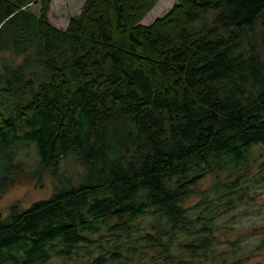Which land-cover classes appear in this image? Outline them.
<instances>
[{"label": "trees", "instance_id": "trees-1", "mask_svg": "<svg viewBox=\"0 0 264 264\" xmlns=\"http://www.w3.org/2000/svg\"><path fill=\"white\" fill-rule=\"evenodd\" d=\"M158 1L85 0L63 29L52 0H0V199L27 172L56 184L0 216V264L249 252L237 225L264 209V0H176L142 24Z\"/></svg>", "mask_w": 264, "mask_h": 264}, {"label": "rangeland", "instance_id": "rangeland-1", "mask_svg": "<svg viewBox=\"0 0 264 264\" xmlns=\"http://www.w3.org/2000/svg\"><path fill=\"white\" fill-rule=\"evenodd\" d=\"M175 2L176 0H159L153 9L144 17L142 24L150 25L157 18L165 16L172 9ZM84 3L85 0H52L51 11L49 13L50 22L59 28L65 29L68 26L70 18L81 12ZM38 6H34L36 13L39 9ZM257 32L258 34L260 33L259 28L254 34H257ZM3 58L8 61L7 59H10L11 56L9 53L0 54V62ZM25 159L29 163L35 160L34 153L29 152ZM63 163L64 168L73 177L80 171V167L72 156H68L65 161L63 160ZM30 178L31 176L27 172L21 178V181L11 187L2 199H0V216H5L9 206L14 202H19L23 207H28L34 201L49 197L53 193L56 184L49 174L44 175L42 184L36 178L33 180ZM209 183L210 180L205 185ZM242 224L244 227H241ZM242 224L237 225V230L244 232L240 243L246 245L245 249H249V252L243 254L241 259H237L236 257L234 260L228 259L227 261L208 260L197 262V264H264V251L254 249L264 237V209L262 208L256 211L254 207L251 208L248 214H244ZM225 248L228 250L229 245H221L219 247L220 250Z\"/></svg>", "mask_w": 264, "mask_h": 264}]
</instances>
